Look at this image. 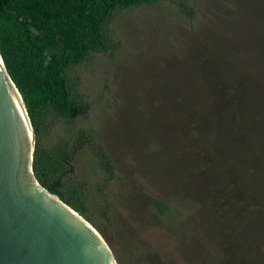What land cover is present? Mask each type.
Returning a JSON list of instances; mask_svg holds the SVG:
<instances>
[{"label":"rangeland","instance_id":"obj_1","mask_svg":"<svg viewBox=\"0 0 264 264\" xmlns=\"http://www.w3.org/2000/svg\"><path fill=\"white\" fill-rule=\"evenodd\" d=\"M191 1L193 21L170 0L120 9L113 49L70 70L88 109L45 115L49 150L94 131L69 166L118 264H264V0Z\"/></svg>","mask_w":264,"mask_h":264},{"label":"trees","instance_id":"obj_2","mask_svg":"<svg viewBox=\"0 0 264 264\" xmlns=\"http://www.w3.org/2000/svg\"><path fill=\"white\" fill-rule=\"evenodd\" d=\"M160 1L0 0V50L34 126L35 175L44 187L89 221L91 218L83 210L87 186L74 180L69 165L76 148L95 141L94 131L80 129L49 150L42 141L47 131L45 115L74 121L84 113L89 103L70 74L71 68L89 59L93 52L113 49L109 23L120 9ZM170 1L187 19H195L197 7L191 0ZM254 105L252 127L257 129L253 133L258 132L259 126L264 127V98L257 99ZM95 152L102 169L113 176L115 167L104 146L100 144ZM243 197L237 194L235 199L245 202ZM155 206L161 212L168 208L162 201H157Z\"/></svg>","mask_w":264,"mask_h":264},{"label":"water","instance_id":"obj_3","mask_svg":"<svg viewBox=\"0 0 264 264\" xmlns=\"http://www.w3.org/2000/svg\"><path fill=\"white\" fill-rule=\"evenodd\" d=\"M28 107L0 50V264H118L95 226L44 187Z\"/></svg>","mask_w":264,"mask_h":264}]
</instances>
